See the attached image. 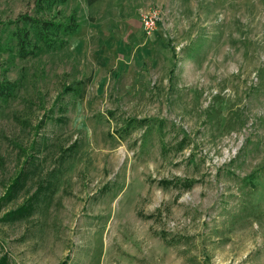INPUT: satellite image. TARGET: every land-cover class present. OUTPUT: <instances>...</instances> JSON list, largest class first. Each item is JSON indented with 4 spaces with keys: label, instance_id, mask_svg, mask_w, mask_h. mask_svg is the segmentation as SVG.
<instances>
[{
    "label": "rangeland",
    "instance_id": "obj_1",
    "mask_svg": "<svg viewBox=\"0 0 264 264\" xmlns=\"http://www.w3.org/2000/svg\"><path fill=\"white\" fill-rule=\"evenodd\" d=\"M51 2L0 0V263L264 264V0Z\"/></svg>",
    "mask_w": 264,
    "mask_h": 264
},
{
    "label": "trees",
    "instance_id": "obj_2",
    "mask_svg": "<svg viewBox=\"0 0 264 264\" xmlns=\"http://www.w3.org/2000/svg\"><path fill=\"white\" fill-rule=\"evenodd\" d=\"M61 1L63 2L65 0ZM53 3L54 0H52L50 4L52 5ZM24 23L26 24L27 28L20 30L17 35V42L20 48V55L22 56V58H27L30 55H34L36 53V50L39 49L38 45H33L31 42V29L34 30V33L36 34L38 39V43H43L46 45V47L53 48V45L61 39L62 34L73 35L78 31L79 28V23H75V21L67 25H57L48 21L28 19ZM64 43L65 42L63 41V44ZM15 86L16 85L13 84L11 81L0 76V101L2 99H8L12 97L15 91ZM147 120L148 119H143L141 120V123H145ZM134 122H136V120L133 121V123ZM128 127L130 129V123ZM19 179L21 180V175L18 177L17 183H19ZM17 186L19 187L20 185L16 184V187ZM62 264H68L67 260L63 261Z\"/></svg>",
    "mask_w": 264,
    "mask_h": 264
},
{
    "label": "built area",
    "instance_id": "obj_3",
    "mask_svg": "<svg viewBox=\"0 0 264 264\" xmlns=\"http://www.w3.org/2000/svg\"><path fill=\"white\" fill-rule=\"evenodd\" d=\"M160 12L157 9L149 10L147 14L142 15V23L144 30L147 34H152L158 25V22L161 20Z\"/></svg>",
    "mask_w": 264,
    "mask_h": 264
},
{
    "label": "crops",
    "instance_id": "obj_4",
    "mask_svg": "<svg viewBox=\"0 0 264 264\" xmlns=\"http://www.w3.org/2000/svg\"><path fill=\"white\" fill-rule=\"evenodd\" d=\"M79 27H80V25H79ZM78 30H79V28H78ZM78 32V31H77Z\"/></svg>",
    "mask_w": 264,
    "mask_h": 264
}]
</instances>
